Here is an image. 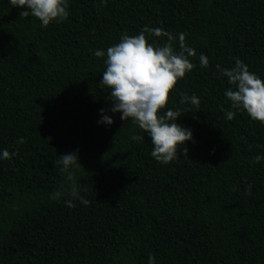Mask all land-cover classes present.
<instances>
[{"label":"trees","instance_id":"1","mask_svg":"<svg viewBox=\"0 0 264 264\" xmlns=\"http://www.w3.org/2000/svg\"><path fill=\"white\" fill-rule=\"evenodd\" d=\"M22 10L0 0V152L18 153L0 159V264H264V158L253 163L264 126L225 119L230 85L216 69L239 57L264 80V0H68L67 19L47 28ZM145 27L186 33L196 50L167 104L184 111L176 123L192 141L167 165L108 111L106 57L94 56ZM101 109L112 125L98 124ZM77 150L90 204L68 208L50 197L64 180L59 156Z\"/></svg>","mask_w":264,"mask_h":264},{"label":"clouds","instance_id":"2","mask_svg":"<svg viewBox=\"0 0 264 264\" xmlns=\"http://www.w3.org/2000/svg\"><path fill=\"white\" fill-rule=\"evenodd\" d=\"M107 3V0H102ZM11 7L23 9L20 18L29 16L36 18L43 28L52 23H61L69 15L68 0H8ZM166 38V42L149 43L146 38ZM186 33L173 35L156 27L143 28L138 35L123 34L120 41L103 50H96L94 56L105 58V70L99 81L101 87L110 93L108 100L112 113H120L122 121L131 120L138 129L151 138V156L164 165L179 158V153L187 157L186 142L192 141L190 129L181 126L176 121L184 114L181 109H167L169 95L179 80L191 72L196 65L191 58L196 57V50L185 42ZM201 68L209 66L208 57L201 53L198 57ZM231 68H221L216 65L217 73L226 78L229 88L224 92L232 110L221 111L225 119L233 120L238 112L246 113L248 117L264 126V80L249 71L247 65L239 57L234 58ZM181 104L199 107L200 99L195 94H182ZM100 110L102 119L98 124L112 125L113 119ZM190 111V110H189ZM132 140L143 141L144 136L133 135ZM23 137L17 144H24ZM18 153L0 152V159L9 160ZM257 155L253 163H259ZM57 164L64 176L61 186L50 197L59 200L65 197L68 208H74L75 201L88 206L90 201L81 195L82 185L77 181L74 169L82 168L79 164L78 150L59 156ZM67 185V187H65ZM251 186L246 189L250 194ZM148 264H155V257L149 256Z\"/></svg>","mask_w":264,"mask_h":264}]
</instances>
